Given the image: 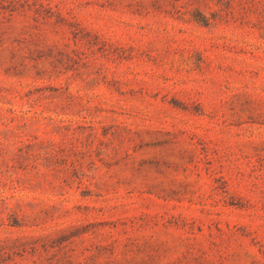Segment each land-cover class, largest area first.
<instances>
[{"label":"rangeland","instance_id":"obj_1","mask_svg":"<svg viewBox=\"0 0 264 264\" xmlns=\"http://www.w3.org/2000/svg\"><path fill=\"white\" fill-rule=\"evenodd\" d=\"M0 264H264V0H0Z\"/></svg>","mask_w":264,"mask_h":264}]
</instances>
